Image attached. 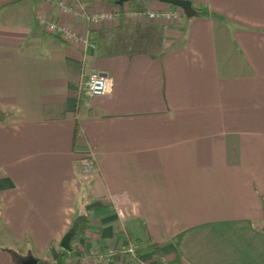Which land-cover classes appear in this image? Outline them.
<instances>
[{
    "label": "crops",
    "instance_id": "crops-1",
    "mask_svg": "<svg viewBox=\"0 0 264 264\" xmlns=\"http://www.w3.org/2000/svg\"><path fill=\"white\" fill-rule=\"evenodd\" d=\"M191 2L0 0V264H264V0Z\"/></svg>",
    "mask_w": 264,
    "mask_h": 264
},
{
    "label": "built area",
    "instance_id": "built-area-1",
    "mask_svg": "<svg viewBox=\"0 0 264 264\" xmlns=\"http://www.w3.org/2000/svg\"><path fill=\"white\" fill-rule=\"evenodd\" d=\"M142 14V13H141ZM146 15L151 19H165V20H171L172 18L175 19L177 17V12L171 13V12H151L148 11ZM111 16L108 13L100 12L98 14L91 15L89 17L90 22L94 24L101 23L104 20L109 19ZM40 24L45 25L46 29L48 31H55L57 29V26L54 22H47L44 19L40 20ZM89 37H86L82 41V45L86 48L89 44ZM112 87L111 79L106 75L98 71H92L86 82H84L83 85H81L80 89L82 92H84L87 96H103L110 93ZM90 155V154H89ZM92 156H88L86 158H83L80 160L82 173L84 174H90L96 167V158L94 154H91ZM134 246V248L132 247ZM135 244L129 243V251L132 253V256L134 258L137 257L135 253ZM115 255V252L113 249H109L107 254L102 256L100 258L101 264H110L113 263V256ZM145 264V263H141Z\"/></svg>",
    "mask_w": 264,
    "mask_h": 264
},
{
    "label": "trees",
    "instance_id": "trees-1",
    "mask_svg": "<svg viewBox=\"0 0 264 264\" xmlns=\"http://www.w3.org/2000/svg\"><path fill=\"white\" fill-rule=\"evenodd\" d=\"M108 3L117 6L119 8V10L121 11L123 9V7L125 6V4L129 3V4H133V7L135 8L136 11H138L139 13H145L146 12V5L144 4V2H135V0H129L128 2H125L121 5L117 4L118 0H106ZM143 1H149V0H143ZM198 14H204L200 9L197 10ZM88 224H89V219L87 218V215L85 214V212H80L78 213L74 219L72 220L69 232L72 234V241L74 238H76V236L81 237L85 234V232L88 229ZM72 250L68 251V252H64L61 253L57 256V258L51 262L49 261H42V260H38V264H66V256L70 255L77 246L75 245H71ZM151 248L154 250L156 257L161 260L162 259V252L159 248V246L154 243L151 245ZM3 250L9 251L12 255H16L15 251L12 249H8V248H2ZM139 260V257L135 258V261ZM113 264V263H110Z\"/></svg>",
    "mask_w": 264,
    "mask_h": 264
},
{
    "label": "water",
    "instance_id": "water-1",
    "mask_svg": "<svg viewBox=\"0 0 264 264\" xmlns=\"http://www.w3.org/2000/svg\"><path fill=\"white\" fill-rule=\"evenodd\" d=\"M129 0H118L117 4L121 5L125 2H128ZM160 1L163 3H167L176 7H179L183 10L184 14L188 17L194 16L197 14V10L194 8L192 5L191 0H156ZM71 239H72V234L68 231L61 239L60 241V246L65 249L66 251H71ZM38 261L29 256L25 260L21 261V264H37Z\"/></svg>",
    "mask_w": 264,
    "mask_h": 264
},
{
    "label": "rangeland",
    "instance_id": "rangeland-1",
    "mask_svg": "<svg viewBox=\"0 0 264 264\" xmlns=\"http://www.w3.org/2000/svg\"><path fill=\"white\" fill-rule=\"evenodd\" d=\"M152 1H153L155 4H163V5L165 4V3H163V2L156 1V0H152ZM147 10L150 11V9H148V8L146 9V11H147ZM151 12L157 13V11H152V10H151ZM161 12H171V13L177 12V14H178L177 17H176L175 19H173V18L171 19V20H173V22L177 21V20H178V17H180V16H182V15H185L184 12H183V10H182L181 8L176 7V6H173V5L170 7V9H168V11H161ZM161 12H160V13H161ZM150 19H151V18H150ZM158 32H159V31H158ZM88 156H92V155H91V154H90V155H84L83 157H81V159L86 158V157H88ZM92 157H93V156H92ZM81 159H80V160H81ZM81 171H82V169H81ZM83 175H88V174H84V173H83Z\"/></svg>",
    "mask_w": 264,
    "mask_h": 264
}]
</instances>
